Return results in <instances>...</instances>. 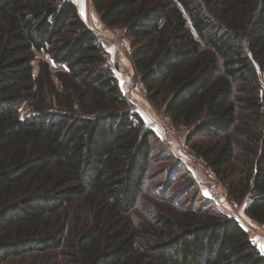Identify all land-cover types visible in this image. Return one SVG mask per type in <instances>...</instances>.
I'll return each mask as SVG.
<instances>
[{"label":"trees","instance_id":"obj_1","mask_svg":"<svg viewBox=\"0 0 264 264\" xmlns=\"http://www.w3.org/2000/svg\"><path fill=\"white\" fill-rule=\"evenodd\" d=\"M91 1L138 45L147 100L264 226V0ZM171 160L73 0H0V264H264L235 218L168 196ZM148 182L161 202L139 219Z\"/></svg>","mask_w":264,"mask_h":264},{"label":"rangeland","instance_id":"obj_2","mask_svg":"<svg viewBox=\"0 0 264 264\" xmlns=\"http://www.w3.org/2000/svg\"><path fill=\"white\" fill-rule=\"evenodd\" d=\"M73 1H81L83 3L82 13L85 16V20L89 27L97 33L105 47L109 57V65L115 72L121 89L131 101L134 112L142 114L147 120V123L145 122L146 126L152 129L160 138L163 146L169 152L170 157L173 158L169 162V165L177 166V171L179 172L176 176L185 177L179 184H175L169 190L170 193H168V196L174 191L176 194L180 193L175 198V201L180 204H183L187 197H191L195 193L199 198L208 200L210 206L216 212L235 218L248 232L251 240L258 249L264 254V226L259 225L247 215L246 210L249 200L241 203L231 202L227 197L226 186L218 180L201 159L192 153L190 145L186 142L189 131L186 128H176L171 119L161 109H158V107H155L147 100L143 86L139 81V75L134 70L130 58L132 52L138 45L133 43L129 37H126L121 29H108L104 26L99 15L93 9L91 0ZM42 61L49 62L47 57L38 55L36 61L33 63L35 75L38 72L39 63ZM51 65L53 71H56L55 66L53 64ZM21 115L22 117L31 115L27 105L21 110ZM237 141L240 142V139ZM180 189H186V193L183 190L179 192ZM149 190L150 183L148 182L140 199V205L133 212V216L135 215L139 219L145 218L147 213L149 215V213L153 214L156 212L158 209L156 203L161 202L160 200H156V193L158 192L150 194L151 192ZM53 254H49L48 256L28 254L25 257L13 261L11 264H41L47 258H50L56 263L58 255Z\"/></svg>","mask_w":264,"mask_h":264},{"label":"crops","instance_id":"obj_3","mask_svg":"<svg viewBox=\"0 0 264 264\" xmlns=\"http://www.w3.org/2000/svg\"><path fill=\"white\" fill-rule=\"evenodd\" d=\"M75 2V1H74ZM75 4L77 5L78 9H79V12H80V15L81 17L83 18V20L86 22L85 20V16L83 15L82 13V7H84L83 3L81 1H78V2H75ZM94 9V8H93ZM96 12V11H95ZM87 23V22H86ZM88 25V23H87ZM89 26V25H88ZM139 115L144 119V121L147 123V120L145 119V117L139 113Z\"/></svg>","mask_w":264,"mask_h":264}]
</instances>
